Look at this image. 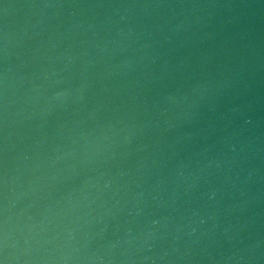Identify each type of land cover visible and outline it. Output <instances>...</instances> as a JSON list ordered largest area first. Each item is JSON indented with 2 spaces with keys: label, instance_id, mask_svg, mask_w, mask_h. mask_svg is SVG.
I'll return each instance as SVG.
<instances>
[{
  "label": "water",
  "instance_id": "water-1",
  "mask_svg": "<svg viewBox=\"0 0 264 264\" xmlns=\"http://www.w3.org/2000/svg\"><path fill=\"white\" fill-rule=\"evenodd\" d=\"M0 258L264 264V0H0Z\"/></svg>",
  "mask_w": 264,
  "mask_h": 264
},
{
  "label": "clouds",
  "instance_id": "clouds-1",
  "mask_svg": "<svg viewBox=\"0 0 264 264\" xmlns=\"http://www.w3.org/2000/svg\"><path fill=\"white\" fill-rule=\"evenodd\" d=\"M231 89L230 94L224 100L223 110L214 116V119L209 124V127H215L217 124L221 125V130L224 132L223 140L227 143L228 151L235 152L236 144L233 141L241 144V150L245 144H251V139L244 136V133L253 127L260 125V120L253 119V106L257 102L248 93L247 84L238 82V86H234V82H223L217 89L219 95H223L219 89ZM172 99V97H168ZM210 112H215V107H209ZM213 191L208 192V198L212 199ZM192 217H197L198 214L195 209L191 212ZM193 223L196 221L193 220ZM155 223V221H153ZM199 223H203V219H199ZM195 231V229H191ZM250 250V249H249ZM242 260L243 257H237Z\"/></svg>",
  "mask_w": 264,
  "mask_h": 264
},
{
  "label": "snow or ice",
  "instance_id": "snow-or-ice-1",
  "mask_svg": "<svg viewBox=\"0 0 264 264\" xmlns=\"http://www.w3.org/2000/svg\"><path fill=\"white\" fill-rule=\"evenodd\" d=\"M0 264H6V258H0Z\"/></svg>",
  "mask_w": 264,
  "mask_h": 264
}]
</instances>
